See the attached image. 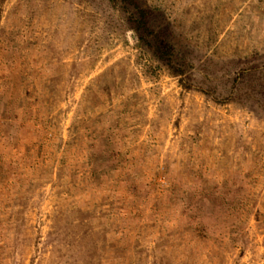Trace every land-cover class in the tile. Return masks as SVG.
Returning a JSON list of instances; mask_svg holds the SVG:
<instances>
[{"label": "rangeland", "instance_id": "obj_1", "mask_svg": "<svg viewBox=\"0 0 264 264\" xmlns=\"http://www.w3.org/2000/svg\"><path fill=\"white\" fill-rule=\"evenodd\" d=\"M144 1L184 76L131 0H0V264H264V0Z\"/></svg>", "mask_w": 264, "mask_h": 264}, {"label": "trees", "instance_id": "obj_2", "mask_svg": "<svg viewBox=\"0 0 264 264\" xmlns=\"http://www.w3.org/2000/svg\"><path fill=\"white\" fill-rule=\"evenodd\" d=\"M131 2L136 8L132 17L139 44L151 51L155 58L166 63L174 74L184 76L189 68L188 58L180 54L178 48L175 47L170 23L165 22L166 25L163 26L159 21L162 17L159 9L150 6L146 1L131 0ZM204 91L209 93L206 89Z\"/></svg>", "mask_w": 264, "mask_h": 264}]
</instances>
